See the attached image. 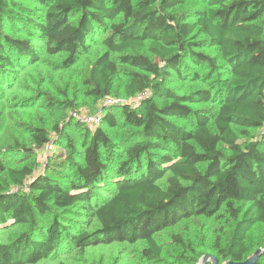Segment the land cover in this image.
I'll return each mask as SVG.
<instances>
[{
  "label": "trees",
  "instance_id": "1",
  "mask_svg": "<svg viewBox=\"0 0 264 264\" xmlns=\"http://www.w3.org/2000/svg\"><path fill=\"white\" fill-rule=\"evenodd\" d=\"M30 1L38 8L0 0V74L38 61L32 40L44 42L49 56L63 55L69 68L100 38L104 51L91 64L85 95L94 103L111 97L120 64L129 67L122 95L149 96L135 105H104L97 117L106 129L92 135L79 120L64 117L63 129L55 123L51 132L69 147L66 129H85L80 164L63 170L47 165L40 173L34 161L0 167V224L28 227L0 243V264H37L60 246L137 242L145 244L143 258L156 263L162 252L156 235L196 217L223 219L225 242L215 238L208 254L174 234L181 247L176 264H196L204 255L219 264L240 263L258 250L263 254L255 264H264V0H205L192 23L185 0ZM204 47H216L219 58L201 52ZM189 65L204 74L190 73ZM174 79L209 88L177 96L167 86ZM65 99L51 106H75ZM212 102L213 112L192 108ZM121 126L132 131L113 141L107 129ZM31 140V147L15 146L26 158L50 144L42 128ZM54 211L59 219L39 225Z\"/></svg>",
  "mask_w": 264,
  "mask_h": 264
},
{
  "label": "rangeland",
  "instance_id": "2",
  "mask_svg": "<svg viewBox=\"0 0 264 264\" xmlns=\"http://www.w3.org/2000/svg\"><path fill=\"white\" fill-rule=\"evenodd\" d=\"M13 1L27 9L38 8V4L30 0ZM184 4L186 10L189 11L188 21L192 23L194 22L192 12L203 8L205 0H185ZM9 35L15 39H27L24 33L14 34L11 32ZM198 40H203V35L198 34ZM32 44L39 55L35 64L16 65L14 71H4L0 74L2 80L6 79L0 82V153L4 154L0 156V167L18 168L34 161L38 168L36 173H40L47 165L56 170H63V167L70 166L73 162L81 163L80 155L87 141V135L84 132L85 129L75 126L66 129V138L71 144L69 147L63 137L59 138L56 133L51 132V127L58 123L59 128L63 129L62 119L65 117L67 120H75L72 116L73 113L83 119L84 117H96L104 105L116 106L120 103L135 105L138 102L136 101L137 96L125 98L122 95V84L128 81L126 72L129 67L120 64H118L120 73L113 85L115 92L111 97L94 103L90 97L85 95V80L88 77L91 64L104 51L100 44V38H97L94 43L88 44L87 53H82L76 63L69 68L62 64L63 55L49 56L45 52L44 42L32 40ZM200 51L219 58L216 47H204ZM140 52L143 51L140 50ZM111 56L114 61H117V54H111ZM189 68H191L190 73L204 74L202 68L191 65ZM226 75L227 73L223 72L219 77L225 78ZM208 85L199 80L187 79L180 82L174 79L167 86L173 89L175 95L183 96L196 88L205 86L209 88ZM65 98L73 101L75 106L68 109L62 108L59 104L56 107L51 106L54 102L64 103L67 101ZM215 106L216 103L212 102L194 104L192 108L213 112ZM116 116L118 122H121L119 111ZM176 122L186 130L192 128V124L188 121L178 120ZM86 126H88L90 135L97 127L106 129L104 125L100 126L98 122ZM37 128L47 131L50 144L40 150H35L30 157L26 158L21 155V149H17L15 146L21 144L31 147V134ZM130 131L132 129L124 126L107 129L113 141ZM8 147L11 148L7 149ZM0 184L5 185V178L1 171ZM54 212V215H49L40 220L39 225H50L53 220L59 219L57 217L59 211ZM91 229L89 228V230ZM27 230L28 227L24 225L0 224V243H9L26 233ZM228 232L229 228L221 218L196 217L180 221L156 235V241L162 248L161 260L156 263H150L143 258L141 252L145 248V244L144 242H137L135 244L97 246L85 250H77L71 246H60L53 254L37 264H176V258L179 256L178 252L181 251V247L175 244L174 234L179 235L184 243H191L196 251L211 254L210 246L214 239L219 238L220 242L224 243ZM200 259L196 264H200ZM211 263L212 261L208 259L206 264Z\"/></svg>",
  "mask_w": 264,
  "mask_h": 264
},
{
  "label": "water",
  "instance_id": "3",
  "mask_svg": "<svg viewBox=\"0 0 264 264\" xmlns=\"http://www.w3.org/2000/svg\"><path fill=\"white\" fill-rule=\"evenodd\" d=\"M262 254H263V251L258 250L256 252H254V254L250 258L245 260L244 262H240V263L228 262L226 264H255L257 259L259 258V256H261ZM208 259H210L212 261L211 264H219L217 259L214 256H212V255H204L200 259V264H206Z\"/></svg>",
  "mask_w": 264,
  "mask_h": 264
},
{
  "label": "built area",
  "instance_id": "4",
  "mask_svg": "<svg viewBox=\"0 0 264 264\" xmlns=\"http://www.w3.org/2000/svg\"><path fill=\"white\" fill-rule=\"evenodd\" d=\"M147 96H148L147 92L143 93V94L137 96V100L136 101L139 102L140 100H142L143 98H146ZM72 116H73V118L75 120H79L80 122L85 123L86 125H88V124L90 125L91 123L99 122V118L97 116L96 117H84L83 119L80 116H78L76 113H73Z\"/></svg>",
  "mask_w": 264,
  "mask_h": 264
}]
</instances>
